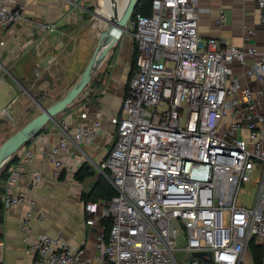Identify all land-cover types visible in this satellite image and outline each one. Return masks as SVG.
<instances>
[{
    "label": "built area",
    "instance_id": "1",
    "mask_svg": "<svg viewBox=\"0 0 264 264\" xmlns=\"http://www.w3.org/2000/svg\"><path fill=\"white\" fill-rule=\"evenodd\" d=\"M10 1L0 0V37L4 27L32 24L24 6ZM257 1L264 25V0ZM201 11L194 0H151L149 12L137 3L128 20L135 64L120 111L109 117L112 143L101 163L115 194L85 204L88 224L110 220L97 234L98 262L91 264H248L250 243H264V50L201 37ZM39 26L51 30L53 23ZM242 76L262 86L255 90ZM79 116L76 126L59 125L58 143L43 151L56 176L63 168L59 151L93 139L108 114ZM30 141L9 157L4 206L25 201L13 188L27 173L42 179L26 169L34 156ZM257 163L254 202L238 203L243 176ZM20 229L35 252L31 264L83 262L82 250L60 236L34 234L30 211Z\"/></svg>",
    "mask_w": 264,
    "mask_h": 264
},
{
    "label": "crops",
    "instance_id": "2",
    "mask_svg": "<svg viewBox=\"0 0 264 264\" xmlns=\"http://www.w3.org/2000/svg\"><path fill=\"white\" fill-rule=\"evenodd\" d=\"M194 1L202 8L198 23V33L201 37L218 36L237 46L254 44L264 50V25L257 0ZM10 2L22 4L32 24L27 25L22 20L2 29L0 112L19 99L20 93L16 87L25 84L23 79L28 78L31 71L40 73L44 68H54L51 49L68 34L72 26L70 24L79 23L82 12L87 6L94 4L95 0ZM221 13H224L225 17L219 24L217 18ZM42 22L53 23V28L42 30L39 26ZM251 29L255 30L253 35L248 32ZM251 62L252 58L249 57L247 63ZM134 64L133 40L123 31L118 41L100 60L97 73L83 89L79 100L49 121L43 130L31 139L34 156L26 169L28 172H39L42 179L34 181L31 174L27 173L13 188L15 193L25 195V201L16 206H4L0 223V264H31L35 258V252L22 240L20 229L21 218L28 211L32 214L34 234L60 236L73 247L81 249V264L98 262L97 234L103 229H108L110 220L102 218L88 224L86 220L90 215L85 210V204L101 202L105 198L98 183L105 180L101 163L112 143L114 126L109 117L120 111ZM235 74L241 75L239 67H236ZM242 82L255 90L262 86L259 81L247 76H242ZM259 108L264 110V94L260 99ZM81 111L89 113L88 121H91L97 112L108 116L102 118L101 128L93 139L81 142L79 146L63 147L59 151L58 157L63 162V168L61 174L56 176L54 162L49 160L43 151L58 143L59 125L73 127L80 122ZM83 166L92 173L78 179L76 173ZM261 247L264 253V243ZM245 258L248 264H253L250 250L246 252Z\"/></svg>",
    "mask_w": 264,
    "mask_h": 264
},
{
    "label": "rangeland",
    "instance_id": "3",
    "mask_svg": "<svg viewBox=\"0 0 264 264\" xmlns=\"http://www.w3.org/2000/svg\"><path fill=\"white\" fill-rule=\"evenodd\" d=\"M122 3L123 0H118L119 6ZM100 4L102 6L100 9L96 7V0L94 4L87 6L82 12L79 23L70 24L72 26L68 34L64 35L62 41L56 43L51 49L52 62L55 63L53 69L51 67L44 68L40 73L33 70L29 73L28 78L23 79L25 84L17 85L16 88L20 93L19 99L12 106H7L8 108H4L0 112V146L29 120L41 113L42 107H48L65 95L81 77L101 41V33L110 25L107 20L111 11L109 9L110 3L106 0H100ZM128 35L132 38L135 48V39L130 33ZM97 70L94 71L90 82ZM83 91L69 104V108L79 100ZM62 111L57 113L55 117ZM4 168L3 164L0 168V178ZM105 172L109 175L108 171L105 170ZM103 178L108 180L106 175ZM260 178L261 164L257 163L243 176L237 194L238 203L247 206L253 204ZM1 181L0 179V183Z\"/></svg>",
    "mask_w": 264,
    "mask_h": 264
},
{
    "label": "water",
    "instance_id": "4",
    "mask_svg": "<svg viewBox=\"0 0 264 264\" xmlns=\"http://www.w3.org/2000/svg\"><path fill=\"white\" fill-rule=\"evenodd\" d=\"M106 1L109 2L111 0ZM138 1L139 0H123L121 5L122 8L119 12L115 8H112V11L109 12L107 19L110 25L101 33V41L95 49L93 56L87 63L81 77L74 83L65 95L48 107H42L41 113L33 117L16 133L6 139V141L0 146V168L18 147L29 143V141L36 136L49 121L54 120L57 113L66 109L86 87L94 71L97 69L100 60L108 53L110 48L116 41H118L121 34L125 30L128 20L131 17ZM96 7L97 9L102 7L100 0H96Z\"/></svg>",
    "mask_w": 264,
    "mask_h": 264
},
{
    "label": "trees",
    "instance_id": "5",
    "mask_svg": "<svg viewBox=\"0 0 264 264\" xmlns=\"http://www.w3.org/2000/svg\"><path fill=\"white\" fill-rule=\"evenodd\" d=\"M150 4H151V0H139L138 1V5L141 6V10L143 12H149L150 10ZM12 159H8L5 163H4V169H2V177L0 178L2 181L0 183V223L2 222V214H3V209H4V204L3 201L1 199V195L4 192V182L6 179V165L8 164V162H10ZM92 172L89 171L87 168H85L84 166L76 173V176L78 179H82L85 176L91 174ZM3 183V184H2ZM99 186V190L101 192V194L106 198L109 199L111 198L114 194V188L111 185V183L108 180H104V181H100L98 183ZM0 237H1V232H0ZM249 250L251 252L252 255V259H253V264H264L263 261V257H264V253L261 247V244L256 243V242H251L249 245Z\"/></svg>",
    "mask_w": 264,
    "mask_h": 264
},
{
    "label": "bare ground",
    "instance_id": "6",
    "mask_svg": "<svg viewBox=\"0 0 264 264\" xmlns=\"http://www.w3.org/2000/svg\"><path fill=\"white\" fill-rule=\"evenodd\" d=\"M110 2V7L109 9L112 11V8H115L118 12L121 10L122 6L118 5V1L117 0H111Z\"/></svg>",
    "mask_w": 264,
    "mask_h": 264
}]
</instances>
